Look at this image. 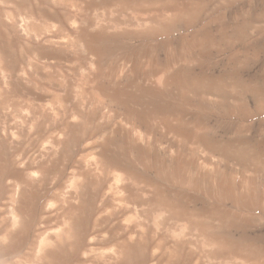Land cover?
<instances>
[{
  "label": "rangeland",
  "instance_id": "rangeland-1",
  "mask_svg": "<svg viewBox=\"0 0 264 264\" xmlns=\"http://www.w3.org/2000/svg\"><path fill=\"white\" fill-rule=\"evenodd\" d=\"M81 1L86 14H92L98 6L101 7L100 10L110 8L106 5V0H93L100 2L98 6L92 0L91 2L60 0L59 3L71 7ZM130 2L138 8L136 13L141 16L148 14L147 8L143 7L149 6V3L148 9L151 6L168 9L175 7L177 3L178 5L185 3L197 12H195L196 17L192 15L194 17H189L187 20L179 19L180 21L174 23L171 32H167L166 35H164L166 32H160L149 37L129 38L121 42L112 41L105 44L90 41L91 47L102 51L104 72L101 75L90 74L88 71L89 66L86 62L89 54L82 46L76 45L73 47L75 49L70 47L67 50H60L59 47H35L39 55H36L32 70L42 83L33 88L30 104L35 111L38 109L36 114L40 120L43 143L45 145L49 143L50 138L47 133L50 130L51 135H60L59 122L53 121L50 114H47L49 117L45 115L49 107L52 105L56 107L61 114L58 117L61 118L63 113L82 109L78 98L80 95L84 99L89 97L85 99L87 107L84 109L88 110L92 118L89 126L94 133L79 144H75L74 149L68 151L69 153L67 152L62 164L64 167L86 171L89 167L87 164L95 156L96 150L100 149L101 145H105L110 150L112 158L129 164L136 172L153 181H156V177L152 171L157 167L172 171L170 180H167L170 193L175 195L178 187L188 192L191 204L196 210L208 209L210 191L215 188L217 179L228 181L236 190L249 184L248 187L246 186L248 191L255 194L257 203L258 200L262 202L261 200L264 199V0H140L139 2L130 0ZM156 2L158 4H154ZM13 3H10L11 7ZM14 5L18 7L13 6L14 9L20 10L16 2ZM140 6L147 11L144 12L145 10L140 9ZM43 10L48 13L46 7ZM113 15L117 13L113 12ZM62 21L60 17L48 18L47 23L36 20L35 24L37 23L38 26L37 24L35 26L40 31V24L43 25L42 32L50 31L49 33L55 34L53 40L57 46H63L66 40L71 38V26ZM19 33L22 34V31ZM57 41H60L59 44ZM123 54L130 56L133 62V64L128 62L131 68L124 73L118 68L119 57ZM37 59L40 61L38 62ZM161 72L177 78L175 81L179 80V84L174 81L167 87L163 85L160 87L156 79ZM152 82L156 87L154 84L151 85ZM183 82L187 83L183 85ZM56 89L62 92L64 99L61 97L53 100ZM45 105L48 107L46 108ZM42 107H45L44 110ZM43 122H46V125ZM110 160L111 164L114 163L113 159ZM111 164L106 163L108 172L112 169L113 164L112 166ZM173 172L186 175L191 183L195 181V184L181 183ZM108 190L105 193L107 197L104 195L105 201L107 200L106 208L102 213L104 216L112 211L116 214L119 210L124 209L127 212L132 208H137L141 216H147L144 208L139 204L136 190L127 191L130 195L127 201L129 205L123 203L127 206L117 202V195H112L113 191ZM207 195L209 197H206ZM231 202L230 199H226L223 203L220 201L218 205L229 209L234 207ZM256 204L254 205L256 208L264 210V201L263 208L262 205L256 206ZM115 206L121 208L116 209ZM233 209H238L239 212L241 210L242 213L241 208ZM260 209L254 212L260 214L258 213ZM107 217L113 219L109 218L108 222L107 219L103 221L104 231L102 229L97 235L90 237V239L93 237L91 240L94 242V252L106 250L108 248L106 238L110 239L118 231L115 228L118 219L115 216L111 217L110 214ZM125 217L122 216L119 220L128 223ZM263 218H257L258 220L239 218L227 226H220L219 230L215 228L217 234L228 242L218 244L214 250L222 255L232 254L230 256L234 264L249 263V255L253 253L264 254ZM193 247L195 246L190 245L189 250L197 249ZM198 260L197 257L191 258L188 264H200L201 261Z\"/></svg>",
  "mask_w": 264,
  "mask_h": 264
},
{
  "label": "bare ground",
  "instance_id": "bare-ground-1",
  "mask_svg": "<svg viewBox=\"0 0 264 264\" xmlns=\"http://www.w3.org/2000/svg\"><path fill=\"white\" fill-rule=\"evenodd\" d=\"M59 1L0 0V264H188L194 257L199 258L200 264H234L230 256L232 254L222 255L214 250L218 244L228 242L217 234V229L239 218L240 220L263 218L264 210L254 206L257 198L255 199V194L248 191V183V186L243 184L245 185L243 188L236 190L228 181L217 179L215 188L210 191L211 196L209 197V194L206 196L211 198L210 206L205 211H199L191 204L188 192L178 187L175 195L170 193L167 180H170L172 171L157 167L152 171L156 177V181H153L136 172L129 164L112 158L110 150L105 145L96 150L89 163V160L87 161L89 167L86 171L68 169L62 165L68 151L94 133L89 126L92 118L88 110L84 109L87 107L85 99L89 97L86 96L84 99L80 95L78 98L82 109L75 112L70 110L63 113L61 118L58 117L61 114L57 108L51 104L45 115L50 114L53 121L59 122L60 135L53 136L52 132L49 133L51 130L48 131L50 139L47 145L43 143L40 133V120L36 114L38 109L35 111L30 104L33 88L42 83L32 70L36 55H39L35 47H59L60 50H67L76 45L82 46L89 54L86 62L89 66L88 71L90 74L101 75L104 72L102 51L91 47L90 41L105 44L129 38L149 37L160 32H166L164 34L166 35L179 19L187 20L194 17L197 11H193V8H189L185 3L179 5L177 3L175 7L168 9L156 6L148 9L149 3L147 7L142 6L149 11L146 16L144 12L147 10L140 6V9L145 10L143 17L136 13L138 8L131 4L130 0H106V5L110 8L103 10L99 9L101 7L98 6L100 5V2L97 3L98 0L96 2L92 0L98 8L92 14H86L84 5L81 4L83 1L74 3L71 7L60 5ZM13 2L19 5L20 10H16L18 7ZM10 3L16 8L11 7ZM45 7L47 14L46 10H43ZM113 12L117 15H113ZM53 17H60L62 22L71 26V38L66 40L63 46H57L53 40L55 34L49 33L50 31L42 32L43 25L40 24L41 32L36 29V20L47 23V19ZM60 41H57L58 44ZM128 62H132L130 56L123 54L119 57L118 68L123 73L131 68ZM176 79L161 72L156 80L160 87L162 85L167 87ZM183 83L185 85L187 82ZM153 84L154 82L151 85ZM154 85L156 87V84ZM56 90L53 100L62 97V92ZM62 98L64 99V96ZM42 108L44 110L45 107ZM43 123L46 125V122ZM43 135L45 136V133ZM110 159L114 160L113 166ZM106 163L112 166L110 172L107 171ZM174 172L176 179L181 183L195 184V181L191 183L186 175ZM107 189L110 192L112 190L114 192L112 195H117V202L122 204L125 202L128 204L130 195L127 191L136 190L139 204L147 216H141L137 208L129 209L127 212L124 209L117 210L116 214L110 212L111 217L115 216L118 219L115 218L118 221L115 227L118 231L114 229L117 231L116 234L110 239L106 238L105 242L108 245L106 250L94 252V242L91 240L93 237L91 239L90 237L102 231L103 221L107 219L108 222L110 218L107 217L108 213L107 216L102 214L106 208L107 200L105 201L104 195ZM226 199L232 201V206L241 208L242 213L241 210L239 212L238 209H233L234 207L226 206L229 200L225 203L229 209L220 207L219 202L223 203ZM261 201L258 200L259 204L256 206L262 205L264 199ZM115 207L118 209L120 206ZM256 209H260L258 212L260 214L254 212ZM122 216L127 217L125 218L128 219V223L119 220ZM190 245H194L197 251L189 250ZM249 260L247 264H264V254L253 253L249 255Z\"/></svg>",
  "mask_w": 264,
  "mask_h": 264
}]
</instances>
